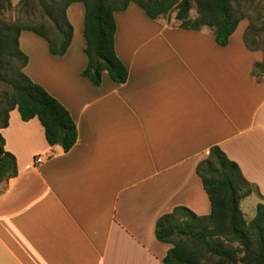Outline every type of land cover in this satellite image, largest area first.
<instances>
[{"label":"crops","instance_id":"0c3cea01","mask_svg":"<svg viewBox=\"0 0 264 264\" xmlns=\"http://www.w3.org/2000/svg\"><path fill=\"white\" fill-rule=\"evenodd\" d=\"M72 8L77 48L73 28L60 56L31 31L18 35L22 71L66 108L76 140L49 146L35 117L8 112L0 133L16 174L0 191V264H163L170 244L154 222L174 206L209 212L194 168L213 145L254 188L251 218L264 197V75L250 74L261 52L232 45L234 31L219 46L208 27L182 29L129 2L113 13L126 80L102 71L93 85L79 75L83 5L66 7L68 22Z\"/></svg>","mask_w":264,"mask_h":264},{"label":"trees","instance_id":"16d2710c","mask_svg":"<svg viewBox=\"0 0 264 264\" xmlns=\"http://www.w3.org/2000/svg\"><path fill=\"white\" fill-rule=\"evenodd\" d=\"M41 4L50 22H2L0 19V130L7 126L8 112L15 109L22 121L35 117L43 129L49 146L58 145L67 151L76 140L75 124L66 110L40 84L31 81L22 71L27 57L18 47V35L28 30L41 37L48 52L63 55L70 43L72 26L65 9L72 2H81L83 52L86 58L79 72L93 85H98L102 71L116 83L126 80L127 70L114 51L115 22L113 13L122 11L129 2L136 4L149 18L167 16L174 11L177 27L212 31L214 42L225 46L229 35L243 18L232 0H20ZM9 0H0V15ZM193 7L194 16L188 11ZM254 30L248 23L241 34L248 50H259L261 60L252 63L250 74L256 79L264 75V41L256 45ZM194 171L199 177L209 202V212L196 215L183 206H174L154 222V236L170 244L163 264H264V197L254 205V215L244 220L239 200L254 188L242 176L237 164L217 147H209ZM16 174L14 156L3 149L0 133V191L5 181Z\"/></svg>","mask_w":264,"mask_h":264},{"label":"rangeland","instance_id":"374dc122","mask_svg":"<svg viewBox=\"0 0 264 264\" xmlns=\"http://www.w3.org/2000/svg\"><path fill=\"white\" fill-rule=\"evenodd\" d=\"M239 8L243 18L238 21L236 29L231 38V44L241 40V35L244 27L250 23L254 30L260 29L258 35L253 36L256 39V45L260 46V42L264 41V0H232ZM42 5L35 2L22 3L20 0H9V5L2 11L0 19L2 22L19 21L21 23H44L50 26V22L42 12ZM193 7L188 11V16H194ZM174 11L169 12L167 16H162L167 19L168 23L177 25V21L173 18ZM67 17L73 28V47L77 48L79 44L81 18H79L74 8L68 11ZM259 51V50H258ZM15 114L17 111L14 110ZM248 196V195H247ZM252 197L246 196L239 200V208L244 220H249L252 214ZM254 215V213H253Z\"/></svg>","mask_w":264,"mask_h":264},{"label":"built area","instance_id":"2783aa9c","mask_svg":"<svg viewBox=\"0 0 264 264\" xmlns=\"http://www.w3.org/2000/svg\"><path fill=\"white\" fill-rule=\"evenodd\" d=\"M39 160H40V159H39L38 157H36V158L34 159L35 162H39Z\"/></svg>","mask_w":264,"mask_h":264}]
</instances>
